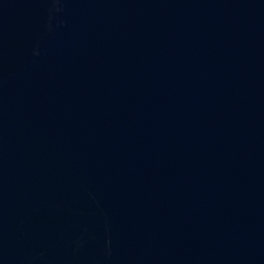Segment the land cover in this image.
Masks as SVG:
<instances>
[{
	"label": "water",
	"instance_id": "95a60500",
	"mask_svg": "<svg viewBox=\"0 0 264 264\" xmlns=\"http://www.w3.org/2000/svg\"><path fill=\"white\" fill-rule=\"evenodd\" d=\"M0 264H264V0H0Z\"/></svg>",
	"mask_w": 264,
	"mask_h": 264
}]
</instances>
